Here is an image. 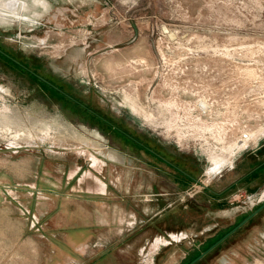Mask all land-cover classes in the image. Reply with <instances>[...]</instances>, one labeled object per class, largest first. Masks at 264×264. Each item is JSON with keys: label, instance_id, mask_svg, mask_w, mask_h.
Returning a JSON list of instances; mask_svg holds the SVG:
<instances>
[{"label": "rangeland", "instance_id": "374dc122", "mask_svg": "<svg viewBox=\"0 0 264 264\" xmlns=\"http://www.w3.org/2000/svg\"><path fill=\"white\" fill-rule=\"evenodd\" d=\"M16 3L0 7V264L199 256L233 224L216 210L264 189V0ZM122 132L197 183L151 188L167 168ZM197 264H264V210Z\"/></svg>", "mask_w": 264, "mask_h": 264}, {"label": "flooded vegetation", "instance_id": "af4514ba", "mask_svg": "<svg viewBox=\"0 0 264 264\" xmlns=\"http://www.w3.org/2000/svg\"><path fill=\"white\" fill-rule=\"evenodd\" d=\"M8 59H10L12 62L17 63L18 62L14 59H12L10 56H6ZM19 65V64H18ZM21 65V64H20ZM24 68V67H23ZM25 69V68H24ZM30 72V71H29ZM32 75H34V77L36 78V80L38 79L40 82H42L46 89H48L46 92L50 93L49 96H51L52 99L60 101L59 99H67L70 102H73L74 104H78L77 100H75V98H73L72 96H70L69 94H66L64 91L58 89L57 87H55L53 84H51L50 82H48L45 78H43L40 74H36V73H32ZM46 93V94H47ZM61 102V101H60ZM79 105V104H78ZM81 105V104H80ZM82 107H84L83 105H81ZM81 107V108H82ZM85 108V107H84ZM87 109V108H86ZM86 112H88V110H86ZM107 123V122H106ZM123 133V132H122ZM124 134V133H123ZM120 136H124L126 135L128 138L126 139V143L130 146V150L131 152H133V154L137 151H142L144 153V155L146 156V160L149 161L150 163L158 164L161 163V165L167 169L166 170H159L160 174H157V176L155 177L154 182L151 185V188L153 189H159L158 187H162V185H164V182H166V180H172L175 178L176 175V179H178V181L185 183L183 180L189 181V182H195L197 183V180L188 172H186L183 169H180L177 165H174L173 163H171L169 160H167L166 158L162 157L159 155L158 152H156V150L149 148L147 146L144 145V143L139 142L136 137L127 135V134H119ZM111 139V138H110ZM161 167V166H160ZM153 168H156L153 166ZM137 170H140V168H137ZM146 173H150V172H146ZM175 174V175H174ZM174 176V177H173ZM165 180V181H163ZM264 188V187H263ZM224 192V191H222ZM220 192V193H222ZM156 196L159 197H165L167 196L166 193L164 192H157L156 194H154ZM220 195V194H219ZM222 196V195H221ZM251 198H249V204L250 206L246 208V206L243 205H233L232 207H228V208H218L216 211L217 212H229L230 214H233V224L229 225L228 227H226V231L224 232H220L218 233L216 236L220 237L217 240H212V243L209 245V247L203 252H207L212 246H214L219 240H221L224 236H226L229 232H231L239 223H241L243 220H245L249 215H251L252 213H254L257 209H259L262 205H264V189H262V191L260 190L257 193V197L252 198L255 199L254 201H250ZM160 200H164V198H160ZM262 210H264V207L257 212L253 217H255L256 215H258ZM215 211V212H216ZM208 214L210 213H214L213 210H208L206 211ZM206 213V214H207ZM252 217V218H253ZM251 218V219H252ZM232 219V218H231ZM250 219V220H251ZM249 221V220H248ZM247 221V222H248ZM246 222V223H247ZM245 223V224H246ZM244 224V225H245ZM243 225V226H244ZM242 226V227H243ZM241 228V227H240ZM239 228V229H240ZM239 229H237L235 232H233L231 235H229L228 237H231L233 234H235ZM227 237V238H228ZM223 242V241H222ZM221 242V243H222ZM221 243H219L218 245H216L215 247H213L211 250H209L200 260H198L196 263H199L208 253H210L211 251H213V249H215L217 246H219ZM204 245V244H202ZM202 254V253H201ZM200 254V255H201ZM199 255V256H200ZM199 256H197L196 258H198ZM196 258H194L192 261H194ZM191 261V262H192ZM191 262L187 263L190 264Z\"/></svg>", "mask_w": 264, "mask_h": 264}, {"label": "water", "instance_id": "95a60500", "mask_svg": "<svg viewBox=\"0 0 264 264\" xmlns=\"http://www.w3.org/2000/svg\"><path fill=\"white\" fill-rule=\"evenodd\" d=\"M264 207V205H262L259 209H257L254 213H252L251 215H249L245 220H243L241 223H239L231 232H229L226 236H224L221 240H219L214 246H212L209 250H211L213 247H215L216 245H218L219 243H221L225 238H227L229 235H231L233 232H235L237 229H239L240 227H242L248 220H250L257 212H259L262 208ZM208 250V251H209ZM207 251V252H208ZM207 252L202 253L198 258H196L194 261H192L190 264H194L196 263L198 260H200Z\"/></svg>", "mask_w": 264, "mask_h": 264}, {"label": "bare ground", "instance_id": "6f19581e", "mask_svg": "<svg viewBox=\"0 0 264 264\" xmlns=\"http://www.w3.org/2000/svg\"><path fill=\"white\" fill-rule=\"evenodd\" d=\"M16 2H18V0H0V7H3V8H6V7L7 8H12L16 4H18ZM220 168L221 167L218 166V163H215L214 167L211 170H209L207 174H209V175L217 174L220 171L219 170Z\"/></svg>", "mask_w": 264, "mask_h": 264}, {"label": "trees", "instance_id": "16d2710c", "mask_svg": "<svg viewBox=\"0 0 264 264\" xmlns=\"http://www.w3.org/2000/svg\"><path fill=\"white\" fill-rule=\"evenodd\" d=\"M193 259H194V257L191 259V261H192ZM191 261H190V262H191ZM188 263H189V262H188Z\"/></svg>", "mask_w": 264, "mask_h": 264}]
</instances>
